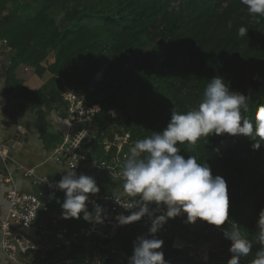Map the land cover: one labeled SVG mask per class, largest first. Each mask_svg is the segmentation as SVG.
<instances>
[{
  "label": "trees",
  "instance_id": "1",
  "mask_svg": "<svg viewBox=\"0 0 264 264\" xmlns=\"http://www.w3.org/2000/svg\"><path fill=\"white\" fill-rule=\"evenodd\" d=\"M92 1L0 0V40L10 50L6 82L16 81L19 66L33 70L28 81L15 82L17 109H49L51 103H63L65 91L74 90L86 107L100 108L92 119L98 134L110 129L108 160L116 151L115 135L126 133L129 143H135L162 132L172 112L198 106L214 77H222L230 91L250 95L244 118L253 120L256 108L264 105V18L257 22L250 17L241 0H96L87 6ZM91 14L102 17L98 30L84 22ZM242 26L248 28L244 38L238 36ZM129 55H135L131 63ZM104 64L111 79L94 84ZM110 110L115 119L109 118ZM252 143L242 135L213 134L195 145H177L185 159L195 156L213 177L226 181L229 221L221 228L235 223L253 245L239 264H251L260 248L256 221L264 209V146L253 150ZM145 227L120 235V254L132 256L135 241L147 233ZM184 234L181 221L171 219L160 239L168 264H228L230 242L223 230L209 225L190 240L199 245L219 237L222 249L210 250L207 262L179 248L176 239ZM108 245L94 246L103 253ZM85 253H55L44 264H92L85 261ZM98 264L117 263L112 256Z\"/></svg>",
  "mask_w": 264,
  "mask_h": 264
},
{
  "label": "clouds",
  "instance_id": "2",
  "mask_svg": "<svg viewBox=\"0 0 264 264\" xmlns=\"http://www.w3.org/2000/svg\"><path fill=\"white\" fill-rule=\"evenodd\" d=\"M250 17L264 18V0H241ZM248 28L240 27L238 36L247 37ZM250 95L229 90L222 77H214L203 91L198 106L184 113L172 112L170 121L162 132L137 140L130 148L119 178L122 180L119 192L113 198L115 203L130 211L127 216L117 218L118 226H125L146 217L151 221L149 235L138 237L128 264H168L160 249L163 241L155 238L164 224L178 216H185L187 224L197 220L220 227L229 221L226 181L213 177L210 168L190 155L185 159L177 145H195L203 136L242 135L254 141L253 150L264 146V105L256 108L253 120L242 116L249 110ZM92 109L100 111L99 106ZM91 110V109H90ZM115 116V112L110 110ZM66 168L56 188L64 192L61 204L62 219H79L85 222L102 223L103 209L95 205L93 212L87 210L89 195L99 192L92 177L79 175ZM128 203L121 205V199ZM150 205H155L150 210ZM161 208L163 211L161 212ZM156 213H161L156 215ZM256 239L260 248L251 264H264V209L256 221ZM223 237L230 242L228 264H239L252 250V242L246 239L241 228L231 222L223 229Z\"/></svg>",
  "mask_w": 264,
  "mask_h": 264
},
{
  "label": "built area",
  "instance_id": "3",
  "mask_svg": "<svg viewBox=\"0 0 264 264\" xmlns=\"http://www.w3.org/2000/svg\"><path fill=\"white\" fill-rule=\"evenodd\" d=\"M62 96L68 105H73L76 101L73 91H65ZM50 114L59 131L65 134V139L68 138L70 129L77 123L76 119L81 117L78 113L73 112L71 114L74 115L70 119H63L54 111ZM108 116L110 119L116 118V115H111L110 111L108 112ZM128 143V134L125 133L122 136L115 135L114 146L116 147V151L108 160L94 162L77 152L61 151V149H58L54 155L64 152L67 157L68 168L76 165L74 169H71L73 171L83 169L94 174H100L106 169L119 177L121 160L127 159V154L122 148ZM24 174L26 177L33 179L34 184L41 186L43 190L37 193H20L12 190L5 196L8 203V211L7 217L0 222V248L9 261L14 264H44L51 255L70 252L74 249L86 251L84 254L85 261L98 264L99 261L106 259V257L101 255L98 258H92L91 254H97L98 252L94 245L109 244L104 253L110 252L111 254H115V246L119 242L118 238L120 235L126 234L136 226L151 225V221L146 216L140 221L125 226H118L117 218L119 216H127L130 214V211H135L136 209L125 210L122 206L115 203L113 198L116 194L104 193L90 194L89 201L86 202L87 209L91 212H93L95 205L102 207V223L97 224L92 222L86 229L77 231H70L61 225L57 219H52L49 222V226L36 225L34 221L38 211L48 210L54 198L60 194L64 195V192L56 188V184L60 179L38 178L32 170L26 171ZM128 202L127 198L121 199V205ZM154 208L155 205H150V210ZM162 211L163 208H161ZM159 214L161 213H156V215ZM170 221L171 219L161 228V234L158 239H161L167 232ZM26 230L31 231L34 237L27 235L24 232ZM142 237L147 239L145 234ZM88 245H90L89 250L87 249Z\"/></svg>",
  "mask_w": 264,
  "mask_h": 264
},
{
  "label": "crops",
  "instance_id": "4",
  "mask_svg": "<svg viewBox=\"0 0 264 264\" xmlns=\"http://www.w3.org/2000/svg\"><path fill=\"white\" fill-rule=\"evenodd\" d=\"M4 50L7 51L6 56V65L8 69V52L10 51L8 48H5L4 42L2 41ZM33 70L30 67L19 66L15 71V80L16 81H23L26 82L31 77ZM15 81V82H16ZM15 82H6L5 78V88L3 90L2 95L5 97L6 101L8 102L9 107L17 113L22 124L25 126V130L28 134V142L22 146L21 151L17 154L12 166V173L5 179H3L2 183L0 184V222H2L7 217L8 211V203L6 201V194L9 191H16L20 193H37L42 191L43 188L39 185H35L33 179H30L25 176L26 171L32 170L36 177L38 178H53V179H61L63 175H66L67 170H63L68 168L67 165V157L64 152L59 155H54V153L61 149V151H72L73 149H69V139L71 140L73 136V131L70 132L68 138L65 139V134L62 131H59L57 125L51 119V112L54 111L53 105L49 109H46L44 106L41 108H35L34 110H30L28 108L24 109H17L16 108V94L17 90H13ZM73 91L74 90H67ZM74 95L76 96L75 92ZM1 96V95H0ZM80 100L81 103H84L83 97H77L76 101ZM93 108V107H92ZM94 112H98L94 109ZM94 114V113H93ZM92 114V115H93ZM61 116V115H60ZM0 117L1 114H0ZM77 124V123H76ZM80 155L84 156L80 150L77 149ZM109 149H103V158L98 159L100 160H107L105 157L109 154ZM126 152V150L124 149ZM127 154V153H126ZM88 157V156H87ZM85 157L86 159H88ZM128 159V156H127ZM126 159V160H127ZM126 160H121V168L122 170ZM77 176L85 175L92 177L96 185L99 188L98 193L104 194H117L120 190V185H122V180L111 173L108 170H103L100 174H94L83 169L75 171ZM64 201V195H57L52 205L46 211H38L34 223L36 225L41 224L44 226H49V222L52 219H57L61 225L65 226L70 231H77L81 229H86L90 222H85L82 218L79 219H62V209L61 204ZM88 210V209H87ZM89 211V210H88ZM91 213V211H89ZM185 217V216H184ZM147 228V233L143 232L146 235L147 239L152 238L149 235V228ZM30 237H34L33 233L29 230L24 231ZM142 234V235H143ZM155 238L158 239V235L155 234ZM121 245V241H119L116 246L115 250ZM0 264H14L9 261L6 257L5 253L0 248Z\"/></svg>",
  "mask_w": 264,
  "mask_h": 264
},
{
  "label": "rangeland",
  "instance_id": "5",
  "mask_svg": "<svg viewBox=\"0 0 264 264\" xmlns=\"http://www.w3.org/2000/svg\"><path fill=\"white\" fill-rule=\"evenodd\" d=\"M95 1L96 0L92 1V3L88 2L87 6L91 4L94 5L93 2ZM177 5H178V1L174 3V7L176 8ZM28 13L30 12L28 11ZM62 17H63V14L60 13L56 16V20L60 21ZM84 22L87 26L93 28L94 30H98L102 24V17L97 14H91L85 18ZM134 57L135 55H129L128 61L131 63ZM110 79H111V74L108 72L107 65L104 64L101 69V72L93 77V83L94 84H105L109 82ZM115 84L118 86L121 84V81L117 80ZM52 104H54L53 109H55V113L58 115H61V118L63 119H70V117H73L74 114H71L72 112L76 114L78 113L79 115H81L79 119H76V122L82 123L84 124V126L79 127L78 125L75 124V126L70 129L69 134L71 131H73L72 132L73 136L71 140L69 139V145H68L69 149H73L72 151L77 152V153H78L77 149H83L80 151L84 153V156L85 157L88 156L89 158L88 157L87 158L94 162L100 158H103V149H110L112 146V144L108 141V137H107V134L110 129L104 131L102 134H98L97 128L92 119V114L96 113L94 112V109L86 107L84 103H81V101L80 100L78 101V99L77 101L74 102L73 105L72 104L68 105L65 102L64 98H63L62 104L55 103V102ZM129 115L132 118L135 117L134 111H131ZM133 144L134 143L132 142L125 144L122 148L126 150L128 157L130 155V148L133 146ZM115 145H117V143H115ZM177 218L182 223L185 236L183 237L182 235V237L181 236L177 237L176 242L179 248H181V250L184 253H187L188 255L192 257H196L202 262H207L208 253L210 250L216 251V250L222 249V244H221L222 241L219 239V237H216V236L213 237L212 242L207 243V244H199V245L189 244L190 240H193L194 237L198 236L201 230L208 228L209 224H207L206 222L199 221V220H197L194 224H187L185 222L186 217L178 216ZM221 227L222 226L216 227V228L223 230V228ZM186 229L188 230V232H186ZM101 255L106 258L112 257V256L115 257L117 264H128L129 258L120 254L118 249L116 250L115 254H111L110 252H107V253L97 252V254L95 253L91 254L92 258L94 257L98 258ZM69 263L71 262H67L66 264H69Z\"/></svg>",
  "mask_w": 264,
  "mask_h": 264
},
{
  "label": "water",
  "instance_id": "6",
  "mask_svg": "<svg viewBox=\"0 0 264 264\" xmlns=\"http://www.w3.org/2000/svg\"><path fill=\"white\" fill-rule=\"evenodd\" d=\"M6 56L7 51L4 50L0 40V114L2 116L0 117V184L12 173V166L16 162L17 154L21 151L22 146L28 142V134L24 124L20 121L17 113L9 107L2 95L6 86ZM76 125L84 126L82 123ZM87 249H90V245Z\"/></svg>",
  "mask_w": 264,
  "mask_h": 264
}]
</instances>
